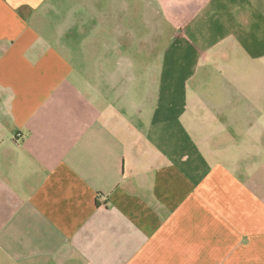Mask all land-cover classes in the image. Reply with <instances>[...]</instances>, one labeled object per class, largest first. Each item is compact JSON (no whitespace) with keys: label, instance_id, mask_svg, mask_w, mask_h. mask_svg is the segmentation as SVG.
Returning a JSON list of instances; mask_svg holds the SVG:
<instances>
[{"label":"crops","instance_id":"obj_1","mask_svg":"<svg viewBox=\"0 0 264 264\" xmlns=\"http://www.w3.org/2000/svg\"><path fill=\"white\" fill-rule=\"evenodd\" d=\"M264 0H0V264H264Z\"/></svg>","mask_w":264,"mask_h":264},{"label":"rangeland","instance_id":"obj_2","mask_svg":"<svg viewBox=\"0 0 264 264\" xmlns=\"http://www.w3.org/2000/svg\"><path fill=\"white\" fill-rule=\"evenodd\" d=\"M259 137L260 140L264 141V131L257 133V138Z\"/></svg>","mask_w":264,"mask_h":264}]
</instances>
